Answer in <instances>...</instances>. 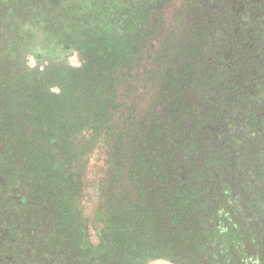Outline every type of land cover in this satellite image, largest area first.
Instances as JSON below:
<instances>
[{
	"label": "trees",
	"instance_id": "trees-1",
	"mask_svg": "<svg viewBox=\"0 0 264 264\" xmlns=\"http://www.w3.org/2000/svg\"><path fill=\"white\" fill-rule=\"evenodd\" d=\"M153 258L264 264V0H0V264Z\"/></svg>",
	"mask_w": 264,
	"mask_h": 264
},
{
	"label": "rangeland",
	"instance_id": "rangeland-1",
	"mask_svg": "<svg viewBox=\"0 0 264 264\" xmlns=\"http://www.w3.org/2000/svg\"><path fill=\"white\" fill-rule=\"evenodd\" d=\"M29 58V59H28ZM27 58V64L30 65L31 68H41L43 63L34 61L31 57ZM68 62L71 65L77 66L79 65V58L78 54L75 51H72L69 56L67 57ZM101 158V157H100ZM99 159L98 156L96 159H92L90 162V166L85 174V187H84V195L82 197V206L84 207L85 214L90 213L92 208L96 205L97 200V169L99 166ZM91 234L94 237V230L91 229ZM147 264H174L170 261L163 260V259H149Z\"/></svg>",
	"mask_w": 264,
	"mask_h": 264
},
{
	"label": "flooded vegetation",
	"instance_id": "flooded-vegetation-1",
	"mask_svg": "<svg viewBox=\"0 0 264 264\" xmlns=\"http://www.w3.org/2000/svg\"><path fill=\"white\" fill-rule=\"evenodd\" d=\"M27 58H28V57H27ZM34 61H38V60L34 59Z\"/></svg>",
	"mask_w": 264,
	"mask_h": 264
}]
</instances>
